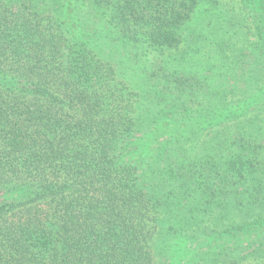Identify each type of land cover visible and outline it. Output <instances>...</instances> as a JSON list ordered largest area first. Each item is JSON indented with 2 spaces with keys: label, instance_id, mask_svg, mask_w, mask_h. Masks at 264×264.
<instances>
[{
  "label": "trees",
  "instance_id": "1",
  "mask_svg": "<svg viewBox=\"0 0 264 264\" xmlns=\"http://www.w3.org/2000/svg\"><path fill=\"white\" fill-rule=\"evenodd\" d=\"M234 1L0 0V264H264V0ZM206 32L244 56L210 87L171 65Z\"/></svg>",
  "mask_w": 264,
  "mask_h": 264
},
{
  "label": "rangeland",
  "instance_id": "2",
  "mask_svg": "<svg viewBox=\"0 0 264 264\" xmlns=\"http://www.w3.org/2000/svg\"><path fill=\"white\" fill-rule=\"evenodd\" d=\"M226 2L230 4L231 7L235 6L234 12L237 13V15L238 13L240 12L242 13L244 11L241 2L234 0H226ZM218 34L220 33L219 32L216 33L217 37H219ZM212 37L213 39L210 37L208 32L204 33L202 41L200 42L198 41L194 48H193V43H189L187 45L182 44V48L180 50H176L177 57L175 58V60L174 61L171 60L173 61L171 62V65H175V67L178 70H180L183 74H187V76L198 77L202 82V84L206 85L207 87L216 84L217 81L220 79V75L225 74L227 70L224 63H227L229 69H232L235 66V62L237 60L244 59V56H242V54L232 52L230 53V55H228V59L226 58V61L223 60L218 50V45L215 44L219 42V38L215 40L214 36ZM247 37L253 42H256L257 40V38L252 35H249ZM206 38H208L209 40ZM213 40H215L214 43ZM189 47L191 49H189ZM247 48H251L250 43L247 45ZM140 75L141 74H139L138 71H135L134 76H130V78L138 79ZM142 84H145V81H143ZM152 86H156V83H152ZM208 103L209 100L206 99L202 107L205 108L206 110L211 111L209 108H207ZM238 232L240 233L241 236L246 237V235L242 233V231H240L239 229ZM223 241L224 243L220 244L221 245L220 248L227 249L229 248L228 246H231L232 244L227 239H223ZM243 243L247 244V242H243ZM257 245H258L257 243L254 244V246L258 248ZM178 249H179L178 247L174 246L172 248V252H178ZM174 263L177 264L175 261Z\"/></svg>",
  "mask_w": 264,
  "mask_h": 264
}]
</instances>
